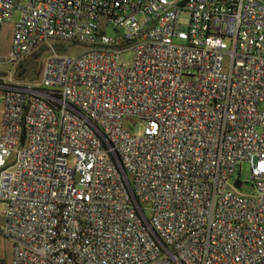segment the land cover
<instances>
[{
	"label": "built area",
	"instance_id": "2783aa9c",
	"mask_svg": "<svg viewBox=\"0 0 264 264\" xmlns=\"http://www.w3.org/2000/svg\"><path fill=\"white\" fill-rule=\"evenodd\" d=\"M15 8L10 61L84 50L0 76L11 264H264V0H0V32Z\"/></svg>",
	"mask_w": 264,
	"mask_h": 264
},
{
	"label": "rangeland",
	"instance_id": "374dc122",
	"mask_svg": "<svg viewBox=\"0 0 264 264\" xmlns=\"http://www.w3.org/2000/svg\"><path fill=\"white\" fill-rule=\"evenodd\" d=\"M21 9L15 8L12 11V18L5 21L2 25L1 29V38H0V56L3 58L0 62V76L15 82L22 84H39L42 81L43 77V69L46 66L47 62L51 57L56 54H72L76 55L84 50V46L82 44H73L70 42H63L65 45V49L56 50L54 47V41L48 40L45 44H43L40 48H42V52L39 56H37V60L39 63V67L37 69L38 76L33 78L26 77L24 79H17L15 77L16 66L14 62L9 60L10 54L12 52L13 46V35H14V27L15 21L20 17ZM189 21V13L184 12L180 18L181 24H179L178 29H187V23ZM133 58V52L123 53L121 56L122 62H131ZM227 61V60H226ZM4 99L0 96V135L3 128V110H4ZM136 119L132 117H127L125 119V127L132 134H141L143 132L144 123L141 121L136 123ZM15 158V154H13L8 162L11 163ZM239 176L242 181H245L244 184L238 188V191L246 194H255L256 189L252 186L250 182H246L250 176V164L249 162H243L238 165L235 177ZM149 205V204H147ZM5 205L0 200V264H11L13 250H14V242L8 237L4 232L5 226V215H4Z\"/></svg>",
	"mask_w": 264,
	"mask_h": 264
},
{
	"label": "flooded vegetation",
	"instance_id": "af4514ba",
	"mask_svg": "<svg viewBox=\"0 0 264 264\" xmlns=\"http://www.w3.org/2000/svg\"><path fill=\"white\" fill-rule=\"evenodd\" d=\"M33 51L26 56H24L21 60L18 62H14L16 66L15 76H21L25 73H28V75L34 74L35 76H38L37 69L39 67V63L37 60V56L41 54V52Z\"/></svg>",
	"mask_w": 264,
	"mask_h": 264
},
{
	"label": "water",
	"instance_id": "95a60500",
	"mask_svg": "<svg viewBox=\"0 0 264 264\" xmlns=\"http://www.w3.org/2000/svg\"><path fill=\"white\" fill-rule=\"evenodd\" d=\"M55 48H56L57 50H62V49H63V45H62V44H56V45H55ZM37 52H39V53L42 52V48L38 49ZM15 77H16L17 79H24V78H26V77L33 78V77H35V75H34V74L28 75V73H25V74H23V75H21V76L16 75ZM235 185H236L237 187H240V186H241V181H240V180H237L236 183H235Z\"/></svg>",
	"mask_w": 264,
	"mask_h": 264
}]
</instances>
